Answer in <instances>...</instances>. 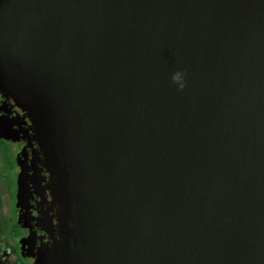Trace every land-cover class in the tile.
<instances>
[{
  "label": "water",
  "instance_id": "95a60500",
  "mask_svg": "<svg viewBox=\"0 0 264 264\" xmlns=\"http://www.w3.org/2000/svg\"><path fill=\"white\" fill-rule=\"evenodd\" d=\"M0 88L65 155L71 264H264V0H0Z\"/></svg>",
  "mask_w": 264,
  "mask_h": 264
},
{
  "label": "flooded vegetation",
  "instance_id": "af4514ba",
  "mask_svg": "<svg viewBox=\"0 0 264 264\" xmlns=\"http://www.w3.org/2000/svg\"><path fill=\"white\" fill-rule=\"evenodd\" d=\"M0 119L13 138L0 137L6 185L9 179L0 264H71L72 200L60 143L35 112L2 88Z\"/></svg>",
  "mask_w": 264,
  "mask_h": 264
},
{
  "label": "rangeland",
  "instance_id": "374dc122",
  "mask_svg": "<svg viewBox=\"0 0 264 264\" xmlns=\"http://www.w3.org/2000/svg\"><path fill=\"white\" fill-rule=\"evenodd\" d=\"M2 165L0 162V245L3 241V237L6 231V222L9 218L8 214V198H9V191L7 185L9 184L7 180V185L4 180V172L1 169ZM5 243V242H4ZM6 244V243H5ZM5 248V247H4ZM1 249V248H0ZM4 250V249H3ZM4 252L0 251V262H2V259H5Z\"/></svg>",
  "mask_w": 264,
  "mask_h": 264
},
{
  "label": "clouds",
  "instance_id": "9594fccd",
  "mask_svg": "<svg viewBox=\"0 0 264 264\" xmlns=\"http://www.w3.org/2000/svg\"><path fill=\"white\" fill-rule=\"evenodd\" d=\"M172 82L178 90H183L187 86L186 72L183 69H177L171 75Z\"/></svg>",
  "mask_w": 264,
  "mask_h": 264
},
{
  "label": "trees",
  "instance_id": "16d2710c",
  "mask_svg": "<svg viewBox=\"0 0 264 264\" xmlns=\"http://www.w3.org/2000/svg\"><path fill=\"white\" fill-rule=\"evenodd\" d=\"M0 150H6L5 146L0 144ZM0 238H1V236H0Z\"/></svg>",
  "mask_w": 264,
  "mask_h": 264
}]
</instances>
